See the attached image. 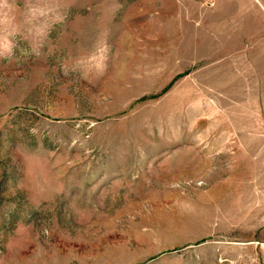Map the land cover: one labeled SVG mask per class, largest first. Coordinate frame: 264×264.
Wrapping results in <instances>:
<instances>
[{
  "label": "rangeland",
  "instance_id": "1",
  "mask_svg": "<svg viewBox=\"0 0 264 264\" xmlns=\"http://www.w3.org/2000/svg\"><path fill=\"white\" fill-rule=\"evenodd\" d=\"M0 15V264H264V0Z\"/></svg>",
  "mask_w": 264,
  "mask_h": 264
},
{
  "label": "clouds",
  "instance_id": "2",
  "mask_svg": "<svg viewBox=\"0 0 264 264\" xmlns=\"http://www.w3.org/2000/svg\"><path fill=\"white\" fill-rule=\"evenodd\" d=\"M53 11L54 10L51 9V8H45V7H40V6H34V7H30L28 9L30 19H33V20H35V19H37L39 17L48 16ZM13 19H14V17L5 18L3 15H0V25H4L6 23H11ZM62 19H63V17L60 14L57 13L54 16L53 22L54 23L55 22H59ZM48 27L49 26L47 24L37 27L36 34L38 36L45 35L46 34V29ZM12 49H13V45H12V43L10 41L7 42V44H5L2 41H0V58H7V56L12 53Z\"/></svg>",
  "mask_w": 264,
  "mask_h": 264
}]
</instances>
